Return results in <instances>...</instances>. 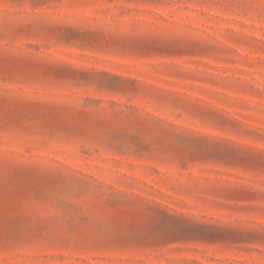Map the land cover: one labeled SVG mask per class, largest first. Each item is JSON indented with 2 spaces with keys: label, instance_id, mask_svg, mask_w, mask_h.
<instances>
[{
  "label": "rangeland",
  "instance_id": "obj_1",
  "mask_svg": "<svg viewBox=\"0 0 264 264\" xmlns=\"http://www.w3.org/2000/svg\"><path fill=\"white\" fill-rule=\"evenodd\" d=\"M0 264H264V0H0Z\"/></svg>",
  "mask_w": 264,
  "mask_h": 264
}]
</instances>
